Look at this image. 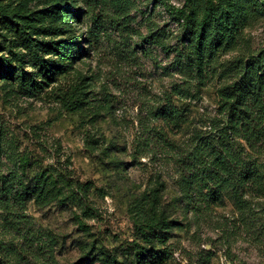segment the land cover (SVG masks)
Here are the masks:
<instances>
[{
	"label": "rangeland",
	"instance_id": "374dc122",
	"mask_svg": "<svg viewBox=\"0 0 264 264\" xmlns=\"http://www.w3.org/2000/svg\"><path fill=\"white\" fill-rule=\"evenodd\" d=\"M208 8L235 40L200 52ZM252 57L264 0H0V264H264L229 160L263 176L264 142L220 104Z\"/></svg>",
	"mask_w": 264,
	"mask_h": 264
},
{
	"label": "trees",
	"instance_id": "16d2710c",
	"mask_svg": "<svg viewBox=\"0 0 264 264\" xmlns=\"http://www.w3.org/2000/svg\"><path fill=\"white\" fill-rule=\"evenodd\" d=\"M236 27L234 23H230L228 15L223 13L222 9L213 10L208 8L204 17L203 29L197 41L198 49L201 52L203 43L208 42V50L210 52L217 51L225 42V44H232L235 40ZM60 47V44H57ZM59 50V57L72 54L70 49L66 46ZM67 52V53H63ZM75 93H72L69 100H74ZM221 107L223 111L229 112L231 116V128L236 130L237 134L243 135V139L253 152H257L259 146L264 142V61L260 57H252L244 68L243 76L230 87L221 91ZM79 107L76 106L77 110ZM169 117L168 124H176L183 120V115L176 111L167 112ZM218 145V144H217ZM208 147L213 152L221 154H228L226 147L220 146L218 150L216 145L208 144ZM226 155L225 158H227ZM237 159V160H236ZM230 158L229 160L239 167L236 182V193H241L242 188L249 184L255 187L257 193L264 192V175L261 176L255 169L256 165L250 164L244 170L241 169V158ZM221 160V159H220ZM188 177V184L193 183ZM254 188V190H255ZM159 253L149 252L144 257V263L155 262L161 258Z\"/></svg>",
	"mask_w": 264,
	"mask_h": 264
}]
</instances>
